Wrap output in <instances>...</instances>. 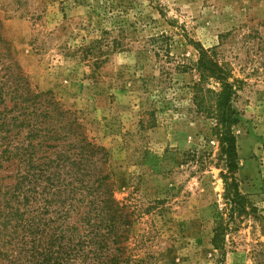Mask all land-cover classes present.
Returning a JSON list of instances; mask_svg holds the SVG:
<instances>
[{
  "label": "rangeland",
  "instance_id": "374dc122",
  "mask_svg": "<svg viewBox=\"0 0 264 264\" xmlns=\"http://www.w3.org/2000/svg\"><path fill=\"white\" fill-rule=\"evenodd\" d=\"M0 32L30 89L107 151L130 212L117 264H264V0H0ZM200 47L235 89L230 216L215 121L191 100Z\"/></svg>",
  "mask_w": 264,
  "mask_h": 264
},
{
  "label": "trees",
  "instance_id": "16d2710c",
  "mask_svg": "<svg viewBox=\"0 0 264 264\" xmlns=\"http://www.w3.org/2000/svg\"><path fill=\"white\" fill-rule=\"evenodd\" d=\"M191 87L194 107L213 119L225 156L228 215L244 206L237 170L234 86L201 47ZM211 81L219 87H209ZM47 93H34L0 32V264H117L130 212L113 197L107 151L89 139ZM226 224L212 243L222 248Z\"/></svg>",
  "mask_w": 264,
  "mask_h": 264
}]
</instances>
